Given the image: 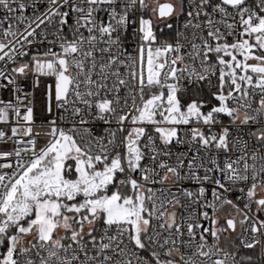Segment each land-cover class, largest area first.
I'll list each match as a JSON object with an SVG mask.
<instances>
[{
	"label": "snow or ice",
	"instance_id": "snow-or-ice-1",
	"mask_svg": "<svg viewBox=\"0 0 264 264\" xmlns=\"http://www.w3.org/2000/svg\"><path fill=\"white\" fill-rule=\"evenodd\" d=\"M0 264H264V0H0Z\"/></svg>",
	"mask_w": 264,
	"mask_h": 264
}]
</instances>
